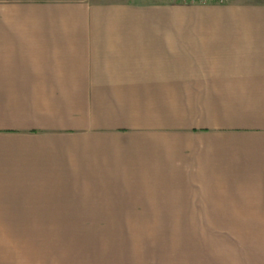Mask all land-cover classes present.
<instances>
[{"label":"crops","instance_id":"1","mask_svg":"<svg viewBox=\"0 0 264 264\" xmlns=\"http://www.w3.org/2000/svg\"><path fill=\"white\" fill-rule=\"evenodd\" d=\"M227 9L0 0V264L99 213L170 214L183 258L264 264V0L243 28L215 27Z\"/></svg>","mask_w":264,"mask_h":264},{"label":"rangeland","instance_id":"2","mask_svg":"<svg viewBox=\"0 0 264 264\" xmlns=\"http://www.w3.org/2000/svg\"><path fill=\"white\" fill-rule=\"evenodd\" d=\"M245 1L224 0L223 5L214 2L201 4L229 8L227 11L232 14L229 21L221 15L215 27L243 28L242 7ZM186 10L193 13L198 11V7ZM184 24L183 27H187ZM165 215L170 216L165 213H158L156 217L150 214V222H141L138 214L134 213H99L92 214L96 218L93 220H97L92 224H102L99 227L38 230V264H183V259L185 264H204L202 257L196 262L186 250L183 258V228L159 227L164 225ZM143 224L149 227H141ZM28 254L31 252L28 251ZM29 259L31 264L32 259Z\"/></svg>","mask_w":264,"mask_h":264},{"label":"trees","instance_id":"3","mask_svg":"<svg viewBox=\"0 0 264 264\" xmlns=\"http://www.w3.org/2000/svg\"><path fill=\"white\" fill-rule=\"evenodd\" d=\"M183 2H188V3H201L203 1L202 0H184ZM216 3L223 4L224 1H222V2H216Z\"/></svg>","mask_w":264,"mask_h":264},{"label":"built area","instance_id":"4","mask_svg":"<svg viewBox=\"0 0 264 264\" xmlns=\"http://www.w3.org/2000/svg\"><path fill=\"white\" fill-rule=\"evenodd\" d=\"M203 2H222L224 0H202Z\"/></svg>","mask_w":264,"mask_h":264}]
</instances>
